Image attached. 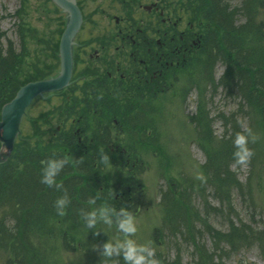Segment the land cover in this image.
Instances as JSON below:
<instances>
[{"label":"trees","instance_id":"1","mask_svg":"<svg viewBox=\"0 0 264 264\" xmlns=\"http://www.w3.org/2000/svg\"><path fill=\"white\" fill-rule=\"evenodd\" d=\"M186 2L190 19L202 31L199 50L184 65L203 71L204 80H208L204 85L211 93L205 100L203 95L208 89L200 88L197 112L190 116L198 131V146L206 158L202 164L205 179L198 183L188 181V186L183 184L182 188L169 186L160 192L163 214L161 223L153 229L152 259L157 257L162 262L160 249L167 247L174 252L173 256L169 254L171 264H184L179 257L183 249L193 260L187 264H216L228 254L252 246L259 248L264 259V206L255 199L251 184L256 171L258 176H264V150L259 149L258 136L252 135L254 129L264 142V0ZM22 25L18 28L23 29ZM18 35L17 43L0 29V118L3 105L22 85L51 76L59 66L58 38L37 36V42L44 46L45 61L36 65V60L25 64L28 42L22 33ZM217 63L224 70L215 79L211 71ZM180 71L181 68L173 70L172 75ZM89 87L70 86L68 91L58 92L60 102L31 120V134L22 132L10 158L0 163V256L7 257L8 264H42L50 250L72 253L79 246L91 249L97 262L125 264L122 252L103 255L105 242L116 243L112 234L118 217L110 212L111 225L98 220L89 228L86 214H99L103 208L115 213L126 208L129 214L139 210V205L126 207L123 201L128 197L121 196L122 189H126L122 185L130 178L120 169L139 157L137 143L149 149V138L140 128L148 121L152 104H159V95L158 91H151L148 100L149 92L142 89L136 91L135 98L125 99L109 88L95 87L92 93L87 92ZM219 88L239 99L236 112L211 115L206 110ZM242 116L248 119L247 127H243ZM70 118L71 123H67ZM216 120L222 123L220 135L211 127ZM112 126L117 133L126 132V150L129 152L132 147V155L127 156L124 151L116 155L109 146ZM237 134L245 136V147L251 153L245 161L251 171L246 183L237 171L243 163H237L234 155L238 151L234 144ZM50 159L66 161L52 186L41 182ZM235 192L251 209L246 211L249 221L234 206ZM195 196L202 197L201 208L193 205ZM60 198L68 201L64 215L56 209ZM212 216L226 224L215 227ZM257 216H261L259 220L255 219ZM256 222L259 224L254 225ZM66 261L62 260V264L76 263Z\"/></svg>","mask_w":264,"mask_h":264},{"label":"rangeland","instance_id":"2","mask_svg":"<svg viewBox=\"0 0 264 264\" xmlns=\"http://www.w3.org/2000/svg\"><path fill=\"white\" fill-rule=\"evenodd\" d=\"M186 3V0H156L157 12L156 15L153 16L156 18L155 26L162 27V30L169 29V26L172 25V21L182 14L186 15L187 18L184 17L182 24L177 30H184L190 33L191 29L189 24L193 22L195 28H197L201 34L202 29L198 26L197 22L193 19H190V21L188 19L190 18V12L186 10ZM79 4L80 7H82L81 10L85 20L81 27L83 32L78 39L79 41L82 40V42H84V39L90 35L94 38L104 36L107 34V30H109L108 34L113 32L111 30L115 28V21L112 17L113 13L109 16L105 11H97L99 5L103 6V0H82L79 1ZM161 10L164 12L163 16L171 17L172 21L164 23L163 25L159 24ZM140 14L142 15V12L136 13L138 16ZM147 14L148 13L142 16L148 19L150 16ZM65 22L67 23V15L63 13L52 0H0V29L5 31L7 35L17 43L20 40L18 34L22 33L25 42H28L25 64L36 60L34 63L40 65L45 61L44 46L41 45L40 42H37V36L43 35L44 37L60 39ZM136 24L142 27L146 26L144 21L136 20ZM18 25H22L23 29H19ZM127 25H129V23ZM191 38L189 36L190 42L192 40H197ZM99 39L101 38H97L96 40ZM109 39L112 38H108V54L110 55L111 52L117 53L115 48L116 43L114 41L111 43ZM94 46L98 47L99 44H94ZM80 48V45H76L74 48L77 52V55L75 54L77 59H80ZM198 50V48L193 49L191 53H189L188 58L191 57L190 55L194 56ZM89 66L94 67L95 63H89ZM125 66L126 68H130L129 63ZM59 68L60 64L52 76L55 77L58 75ZM90 70L95 69H88L82 63L75 64L68 86H72L74 89H76L77 86V89H79L81 86L89 85L90 87L87 88V92L90 93L94 91L95 87L99 88V86L96 85L100 84L96 83L93 73H91ZM223 70V65L217 63L211 71L212 76L218 79ZM90 74H92V76H90ZM207 81L208 80H204V73L201 69L186 64V66H181V71L178 72L176 76L173 74L170 80L158 84L159 98L156 101H158L159 104H157V106L152 104L153 109L151 113H148V121L144 124V127L140 128L141 131L144 130L147 135L145 138H149V149L146 150L142 144L137 143L135 147L138 149L139 157L133 160L132 165H128V162H126L127 165L120 169V171H124V174L130 178V181H127L126 185L125 183L122 185L126 186V189H122L123 193L121 194V196L128 197L126 200H123L126 202V207L132 204V208H137L139 205V210H137L136 213L131 212L137 231L127 238L134 240L137 245H147L152 251H154L152 244L153 229L161 223L163 214L159 201L160 192L166 190L169 186L182 188L183 184L188 186V181L198 183L200 180L205 179L202 164L205 162L206 158L205 154L198 146V131L191 122L190 116L197 112V99L199 97L198 93L200 94V92H198L200 88H203V90L206 88L208 89L206 93L209 94L204 93L205 97L203 95L205 100L211 96L210 89L208 86L204 85V82L206 83ZM68 86L63 89V91H68ZM63 91H61V93H63ZM47 95L49 97H47L48 99L42 97L36 98L29 106L21 122V134L23 132L30 135L32 132L31 120L36 119L45 111L52 110L54 106L60 102L59 95L50 93ZM91 96L93 98L95 97L92 94ZM203 98L201 97V102ZM212 99L213 100L209 101L206 106V110L211 113V115L219 112H223L225 115L236 112V102H238L239 99H235V96L229 97L221 88L218 89V92ZM247 120L246 116H242L241 122L243 123V127L248 126ZM61 123H64V121H61ZM67 123H71V118ZM211 127L215 134L220 135L222 133L223 127L219 120L214 121ZM111 133L112 143L109 146L115 149L116 155H118V151L126 152L127 156L132 155L130 154L132 152V147H130L129 152L126 150V141H124L127 137L126 132L117 133L114 126H112ZM253 134L255 138L258 136L259 149L261 151L264 150L263 137L260 134L258 135L257 131L254 132V129H252V135ZM163 150H165V152ZM261 151H259L260 155L262 154ZM105 162L108 164L109 168V161L106 160ZM112 169L116 170L114 167H112ZM237 171L238 176L244 183L251 177H249L251 173L250 165H248L247 162L241 164ZM251 184L253 185V195L255 199L259 202L260 206L263 207L264 176H258L256 171ZM193 199V205L201 208L203 204L202 197L195 196ZM233 203L237 210L241 212L242 216H245L249 221L250 216L247 215L246 211H251V209L244 203L239 194L236 193L235 198H233ZM125 209L126 208H124V210ZM214 217L215 216H212V219H214ZM260 217L261 216H257L255 219L259 220ZM213 221L216 223H214V226L217 228L224 224V222L220 221L218 218H215ZM253 224L257 225L259 223L256 222ZM112 236L116 242L125 239L124 234L120 232L117 227L114 229ZM205 239L209 243V237ZM160 250H162V256H164L162 257V262L155 257L154 260L156 264H171L170 255L173 256L174 252L169 251L167 247ZM91 252L93 253L91 249H84L83 246H79L75 251H72V253H59L57 249H53L49 251L50 256L43 261L42 264H62V260H67L66 262H76L75 264H108V262H101L99 260L97 262L95 256H93ZM179 257L181 258L180 261L184 264L193 261L186 249L179 251ZM57 259L61 262H57ZM0 264H8L7 257L0 256ZM216 264H264V259L260 254L259 248L257 246H252L244 248L238 253H230L226 258Z\"/></svg>","mask_w":264,"mask_h":264},{"label":"flooded vegetation","instance_id":"3","mask_svg":"<svg viewBox=\"0 0 264 264\" xmlns=\"http://www.w3.org/2000/svg\"><path fill=\"white\" fill-rule=\"evenodd\" d=\"M79 1L82 0H77L80 7ZM98 10L107 12L109 16L113 13L115 28L111 29L113 32L110 34L107 30L104 36L94 38L90 35L84 42L78 40L83 32L80 28L75 36V46L81 47L80 59L76 58L77 52L74 50V65L82 63L88 69L97 70H90L96 83L100 84L96 86L114 90L121 98H135L136 91L143 89L149 92V95L145 96L150 100V92L158 91V84L168 81L173 70L180 69L189 53L201 43V34L193 22L189 24L192 33L177 30L184 17L187 18L186 15L181 14L172 21L171 17H164L161 10L159 24L172 21V25L164 30L160 26L156 27V18L153 17L157 12L156 0H103V6L99 5ZM137 12H142L144 16L148 13L150 17L145 19L141 14L136 15ZM188 19L190 21V18ZM136 20L144 21L146 26L137 25ZM189 36L197 40L190 42ZM109 37L112 38L109 39L111 43H116L117 51L111 52L110 55ZM97 38L101 39L96 40ZM94 44L99 46L95 47ZM89 63H95V66L90 67ZM128 63L130 68L125 66Z\"/></svg>","mask_w":264,"mask_h":264},{"label":"water","instance_id":"4","mask_svg":"<svg viewBox=\"0 0 264 264\" xmlns=\"http://www.w3.org/2000/svg\"><path fill=\"white\" fill-rule=\"evenodd\" d=\"M53 1L68 15V21L59 47V74L55 77L28 82L18 90L11 101L3 106L0 120V141L4 147L0 148V163L5 162L10 157L15 139L20 133L21 121L33 99L45 92L62 89L70 82L73 70L74 37L80 29L82 15L76 0Z\"/></svg>","mask_w":264,"mask_h":264},{"label":"clouds","instance_id":"5","mask_svg":"<svg viewBox=\"0 0 264 264\" xmlns=\"http://www.w3.org/2000/svg\"><path fill=\"white\" fill-rule=\"evenodd\" d=\"M234 144L237 146L238 151L234 154L238 157L237 163H244L251 155L250 151L245 147L246 138L241 134H237ZM107 160L105 156L103 158ZM66 161L63 159H50L43 169V175L41 182L52 186L55 182L56 176L64 168ZM68 203L66 198H60L56 201V209L60 215H64V208ZM113 213L118 217L117 227L125 236L123 241H117L113 244L111 241H107L103 245V255L111 256L113 253L123 254L125 264H156V261L152 259L153 251L147 245H137L136 242L127 237L136 233L137 228L134 223V219L124 209L120 210V213H115L113 209L103 208L99 211L86 214V223L89 228H92L97 222L103 221V223L111 225L112 219L108 213Z\"/></svg>","mask_w":264,"mask_h":264}]
</instances>
